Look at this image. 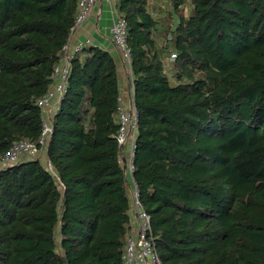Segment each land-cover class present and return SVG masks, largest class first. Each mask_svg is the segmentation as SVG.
I'll return each mask as SVG.
<instances>
[{
	"label": "trees",
	"instance_id": "16d2710c",
	"mask_svg": "<svg viewBox=\"0 0 264 264\" xmlns=\"http://www.w3.org/2000/svg\"><path fill=\"white\" fill-rule=\"evenodd\" d=\"M117 0L137 110L132 178L163 264H264V0ZM182 5V7H181ZM78 0H0V159L38 142ZM171 53L176 57L166 65ZM117 66L88 44L40 157L0 166V264H126Z\"/></svg>",
	"mask_w": 264,
	"mask_h": 264
},
{
	"label": "built area",
	"instance_id": "2783aa9c",
	"mask_svg": "<svg viewBox=\"0 0 264 264\" xmlns=\"http://www.w3.org/2000/svg\"><path fill=\"white\" fill-rule=\"evenodd\" d=\"M97 1L98 0H78V10L74 26L72 27V33L77 27L83 24L90 17ZM108 1L114 4L117 0ZM190 2L191 0H189L188 3ZM183 7L187 9L188 6L183 4ZM126 32V20L123 17L117 15L113 18L112 24L110 26L111 39L117 49L121 52L123 59L130 64L131 56L126 43ZM91 43L92 42L90 39H86L84 41L72 44L69 39V41L64 45L62 55L56 64L52 75L53 82L50 85L47 93L38 99V105L42 111V132L38 142H33L30 140H20L15 142L6 156L0 159V166H10L16 163L22 157L41 158L42 152H47L46 146L52 134V120L54 117V114L49 112L51 109V102L52 100L57 99L58 109L61 97L66 91L67 80L74 56L80 52L84 46ZM175 57V53H171L169 56H167L165 58L166 65H168V63ZM132 95L133 100L129 109L123 105L122 98L119 96L117 112L119 129L116 134V138L121 149V161L122 155H124V148L126 145H129L128 154L125 157V162L123 165L125 171L128 174L127 186L129 187L131 200V222L133 218L138 221L137 230L132 232L127 239L123 258L126 264H163L156 251L155 241L153 237L150 236V215L144 210L139 201L137 186L132 178V160L137 126V110L134 104V91ZM41 160L49 170H52L49 159L47 161L41 158Z\"/></svg>",
	"mask_w": 264,
	"mask_h": 264
},
{
	"label": "crops",
	"instance_id": "0c3cea01",
	"mask_svg": "<svg viewBox=\"0 0 264 264\" xmlns=\"http://www.w3.org/2000/svg\"><path fill=\"white\" fill-rule=\"evenodd\" d=\"M174 0H148L149 11L156 19H162L165 17L172 8ZM187 9H184L186 14L189 13L191 9V4L186 0ZM116 2L113 4L108 0H98L92 14L90 17L70 36V42L75 44L86 39H90L92 44L100 46L101 48L107 50L115 59L117 66V76L119 81L120 96L122 98L123 105L129 109L133 100V77L131 65L127 63L121 52L117 49L115 44L111 39L110 26L112 24L113 18L116 17ZM50 113H55L57 109V99L51 102ZM129 145H126L122 155V163L125 162V157L128 154ZM41 158L48 161L47 152H42ZM44 160V161H45ZM124 166V165H123ZM132 232H135L138 228V221L132 219Z\"/></svg>",
	"mask_w": 264,
	"mask_h": 264
}]
</instances>
